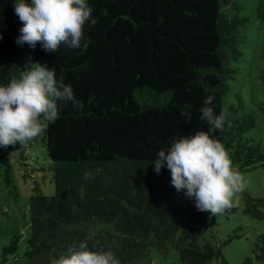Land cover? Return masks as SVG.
<instances>
[{
  "label": "trees",
  "instance_id": "1",
  "mask_svg": "<svg viewBox=\"0 0 264 264\" xmlns=\"http://www.w3.org/2000/svg\"><path fill=\"white\" fill-rule=\"evenodd\" d=\"M241 1L86 0L97 22L85 23L81 46L61 44L45 52L39 43L32 49L16 42L23 24L14 0H0V84L19 77L31 57L54 69L57 79L63 76L79 102L58 101L59 118L40 137L0 148V166H7L8 175L13 155L28 168L26 175L40 172L55 184L52 195L37 184L30 198L24 256L31 264H51L82 241L89 248L98 242L93 250H111L120 264L171 248L178 250L179 262L170 264L225 260L212 240L217 216L197 211L189 199L183 219L170 170L165 164L157 173L151 161L175 139L208 130L200 109L211 95L215 113L226 110L231 122L213 137L240 170L264 168V149L248 135L256 115L241 96L239 105L226 101L247 62L250 16L241 15ZM255 10L264 26V0L256 1ZM260 109L264 113V102ZM40 143L44 160L36 152L33 168L28 150ZM244 200L247 213L264 217L263 197L245 193ZM21 238L15 235L4 253L15 254ZM250 248L264 262V232Z\"/></svg>",
  "mask_w": 264,
  "mask_h": 264
},
{
  "label": "clouds",
  "instance_id": "2",
  "mask_svg": "<svg viewBox=\"0 0 264 264\" xmlns=\"http://www.w3.org/2000/svg\"><path fill=\"white\" fill-rule=\"evenodd\" d=\"M14 5L23 24L18 44L35 49L39 43L45 52H56L61 44L72 49L81 46L84 25L92 13L86 0H14ZM96 22L91 18L92 25ZM58 101L79 105L63 76L57 79L54 69L29 57L19 77L0 84V148L24 146L40 137L59 118ZM213 101L209 95L200 109L208 130L175 139L166 150H159L151 163L157 173L166 164L171 185L193 200L197 211L220 215L239 202L237 194L246 184L242 174L233 168L223 143L212 135L217 130L224 131L226 124L231 128L230 113L222 110L217 115ZM97 247L98 242L92 248L86 241L73 244L51 264H120L111 250H93Z\"/></svg>",
  "mask_w": 264,
  "mask_h": 264
},
{
  "label": "rangeland",
  "instance_id": "3",
  "mask_svg": "<svg viewBox=\"0 0 264 264\" xmlns=\"http://www.w3.org/2000/svg\"><path fill=\"white\" fill-rule=\"evenodd\" d=\"M257 0H242L244 8L240 10L241 15H249V27L246 30V59L242 62V71L232 81L230 91L226 96L228 104L239 105V96L243 97L248 111L256 115L257 124L248 134L254 138L255 143H260L264 149V113L260 104L264 102V26L256 14ZM32 153L31 164L35 167L36 154L40 160H44V147L42 143L37 147H30ZM37 152V153H36ZM36 153V154H35ZM35 154V155H34ZM12 169L7 173V166H0V264H31L24 256L27 239L31 235L30 225V198L37 184L47 195L55 192V184L50 176L45 177L43 173L34 172L26 175L25 166L11 155ZM242 176L246 187L237 194L238 203L230 210L217 216V224L214 225L216 238L213 241L221 245L224 259H216L209 264H264L258 261L256 254L250 248V242L257 235L264 232V217L253 216L246 212L245 193H250L255 198H264V168L246 172L240 170L232 163ZM174 202L179 207L183 219L189 216V198L184 192L174 191ZM236 198H234L235 200ZM264 209V208H263ZM108 227L113 230L111 225ZM97 229H92L95 233ZM22 235L19 250L15 254H5L4 246L9 244L15 235ZM179 262V252L171 248L167 253L153 251L151 257L145 261L132 264H170Z\"/></svg>",
  "mask_w": 264,
  "mask_h": 264
}]
</instances>
